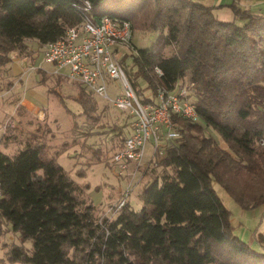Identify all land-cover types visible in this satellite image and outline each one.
<instances>
[{"label":"trees","instance_id":"trees-1","mask_svg":"<svg viewBox=\"0 0 264 264\" xmlns=\"http://www.w3.org/2000/svg\"><path fill=\"white\" fill-rule=\"evenodd\" d=\"M89 1L96 21L103 15L122 18L133 31L155 36L150 47L135 46L137 54L128 64L137 93L135 79L155 94L188 78L200 118L193 122L174 115L181 136L165 146L158 162L168 172L144 188L140 210L127 203L112 221L98 220L95 206L57 159L46 154L41 138L26 140L13 155L0 152V217L22 242L32 244L30 251L12 247L9 260L264 264V234L259 252L234 234L231 212L215 188H223L244 210L264 206V11L244 9L242 0H232L227 6L234 20L223 22L213 7L192 0ZM79 4L0 0V66L11 62L13 52H27V39L43 47L79 25ZM80 96L75 101L84 114L97 109Z\"/></svg>","mask_w":264,"mask_h":264},{"label":"rangeland","instance_id":"rangeland-1","mask_svg":"<svg viewBox=\"0 0 264 264\" xmlns=\"http://www.w3.org/2000/svg\"><path fill=\"white\" fill-rule=\"evenodd\" d=\"M192 1L214 8L218 1H220L219 5H225L232 0ZM240 3L253 12L264 11V5H260L258 0H242ZM154 41L153 34L134 31V46L129 48L128 54L124 57V65L129 77L132 73L130 64L137 54L135 46L138 49L147 48ZM28 44L34 52L43 51L37 40H28ZM169 51L170 48L166 49L167 54ZM34 52L13 53H18L21 59L22 56L33 55ZM9 67L19 72V66L15 62L0 66V129L3 131L4 127H7L6 134L0 141V152L13 155L24 147L26 140L41 138L46 154L57 159L58 164L79 183L81 193L87 202L95 206L98 220L103 221L105 218L114 220L117 214L113 215L109 209L117 203L121 191L127 187L131 176L125 172L124 176L120 177L111 164V156L128 135L132 119L112 105L91 97L82 86L75 83L64 79L56 81L57 76L43 74L44 71L41 69L38 72L25 73L26 76L21 80L18 74H11L13 70L10 73ZM44 68L51 73L54 71V67L50 64H44ZM132 77H135L134 73ZM138 80L135 79L140 92L138 95L152 94L151 91H145L146 87L139 85ZM184 82L188 83V78ZM77 94L85 95L84 100H90L97 109L88 115L84 114L81 105L75 101ZM23 102L38 112L32 113L23 106ZM208 133L223 147H227L215 131L210 129ZM146 155L145 164L134 179V189L129 200L135 210H140L142 207L141 194L144 188L155 176L162 177L168 172L158 165L161 157L152 161V143L148 144ZM215 188L224 205L231 212L234 234L255 251H262L258 241L260 234H264V206L244 210L223 188L217 184ZM15 245L23 246L28 251L32 248L30 242H22L19 234L12 231L0 217V264H21L12 262L8 257V252Z\"/></svg>","mask_w":264,"mask_h":264},{"label":"built area","instance_id":"built-area-1","mask_svg":"<svg viewBox=\"0 0 264 264\" xmlns=\"http://www.w3.org/2000/svg\"><path fill=\"white\" fill-rule=\"evenodd\" d=\"M77 9L83 16L81 23L67 28L57 40L45 44L42 58L45 63L53 65L56 75L80 84L91 97L112 105L132 119L128 135L111 156V164L118 175L123 177L128 172L131 176L117 203L109 209L115 215L129 203L134 179L145 164L148 144L152 143V161L157 157L162 159L165 146L181 136L174 115L199 121L196 106L190 100L194 83H185L186 78H182L171 90L159 87L155 94L149 93L145 102L138 95L124 65V57L134 46L131 22L110 15H103L96 21L89 0H81ZM35 55L21 57L23 74L40 67L35 64ZM19 57L17 53L12 55V59ZM156 72L162 75L159 68ZM5 130L7 127L3 131L0 129V141ZM2 197L0 187V199Z\"/></svg>","mask_w":264,"mask_h":264},{"label":"crops","instance_id":"crops-1","mask_svg":"<svg viewBox=\"0 0 264 264\" xmlns=\"http://www.w3.org/2000/svg\"><path fill=\"white\" fill-rule=\"evenodd\" d=\"M219 3H220V1H218L217 2V4H216V6H214V10H213V13H214V15H215V17L218 19V20H220V21H223V22H232L233 20H234V12L232 11V9L231 8H229L228 6H227V4H229L230 2H227V4H221V5H219ZM223 3V2H222ZM258 3L260 4V5H264V0H258ZM240 5H241V3H240ZM244 9H248V7L246 6V5H241ZM251 10V9H250ZM253 11V10H252ZM261 12V11H260ZM257 13V12H256ZM28 40H31V39H27L26 41H25V43L27 44V46H28V51H33L34 52V50L29 46V44H28ZM40 49L42 50V48H41V46H40ZM18 54V53H17ZM32 54V53H31ZM34 54H38V56L36 57V55H35V59H34V61H35V64L36 65H38V66H40L36 71L38 72L39 71V69H41V70H43L44 72H43V74H45V73H48V74H51V76H57V77H55L54 79L57 81L58 79H64V80H67V81H69L66 77H64V76H59V75H56L55 73H54V71L51 73V72H48V71H46L45 70V68H44V64H48V63H45L44 61H43V58H42V52H34ZM33 54V55H34ZM15 62V64L17 65V66H19V72H16V71H14V69H11V67H9V71H10V73H11V70H13V72L11 73L12 75L14 74H18V77H20V79L22 80L25 76H26V74H23V67H22V62H21V60L20 59H12L11 60V62L10 63H14ZM18 62H20L19 63V65H18ZM10 63H9V65H10ZM51 65V64H50ZM53 66V65H52ZM16 72V73H15ZM31 73V72H30ZM29 73V74H30ZM40 75H41V77H42V79H44V77L42 76V74L40 73ZM70 82V81H69ZM73 83V82H72ZM76 85H78V86H81L80 84H78V83H75ZM74 84V85H75ZM79 91V90H78ZM78 95V94H77ZM20 105H22L21 104V102H20ZM23 106H25L29 111H31L32 113H37L38 111L37 110H35V109H32V108H30L27 104H25V102H23Z\"/></svg>","mask_w":264,"mask_h":264}]
</instances>
